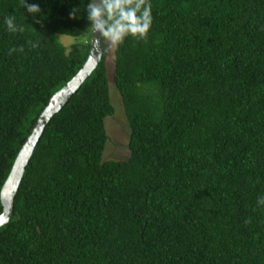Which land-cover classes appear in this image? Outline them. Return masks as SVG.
Returning <instances> with one entry per match:
<instances>
[{"label":"trees","instance_id":"trees-1","mask_svg":"<svg viewBox=\"0 0 264 264\" xmlns=\"http://www.w3.org/2000/svg\"><path fill=\"white\" fill-rule=\"evenodd\" d=\"M28 2L35 18L0 0V187L91 36L89 0ZM150 3L145 39H105L112 86L105 48L44 126L0 226V264H264V0ZM109 85L129 130L115 159Z\"/></svg>","mask_w":264,"mask_h":264},{"label":"clouds","instance_id":"clouds-1","mask_svg":"<svg viewBox=\"0 0 264 264\" xmlns=\"http://www.w3.org/2000/svg\"><path fill=\"white\" fill-rule=\"evenodd\" d=\"M21 4L34 18L41 11L38 4L29 3L28 0H21ZM151 7L150 0H89L86 13L93 31L99 32L113 46H118L129 35L139 39L146 38L152 25ZM76 13V9H73L70 17L75 18ZM5 23L10 32L24 31L22 25L17 26L14 16L5 17ZM29 43L32 48L39 46V42ZM17 51L23 52V45L11 48L9 55ZM258 204H264V197L258 198Z\"/></svg>","mask_w":264,"mask_h":264},{"label":"water","instance_id":"water-1","mask_svg":"<svg viewBox=\"0 0 264 264\" xmlns=\"http://www.w3.org/2000/svg\"><path fill=\"white\" fill-rule=\"evenodd\" d=\"M104 49L105 39H103L99 32H94L91 27L89 49L83 63L62 86L51 93L46 105L36 117L31 129L19 147L7 176L0 187V220L3 221L0 226L5 224L12 216V203L14 195L17 191L27 161L43 131L44 126L47 124L52 115L60 110L69 97L95 69L98 62L102 58Z\"/></svg>","mask_w":264,"mask_h":264},{"label":"rangeland","instance_id":"rangeland-1","mask_svg":"<svg viewBox=\"0 0 264 264\" xmlns=\"http://www.w3.org/2000/svg\"><path fill=\"white\" fill-rule=\"evenodd\" d=\"M58 39L64 45H68L69 41L73 39L72 36L58 35ZM105 48L107 49V74L109 78V84L112 86V75H113V63L111 49L112 46L105 40ZM109 85V98L110 102L114 105V112L105 117L104 126L107 134L105 142V157L107 158H122L126 156V139L127 133L129 132L127 122L123 113L122 104L120 97L117 95L116 90Z\"/></svg>","mask_w":264,"mask_h":264},{"label":"snow or ice","instance_id":"snow-or-ice-1","mask_svg":"<svg viewBox=\"0 0 264 264\" xmlns=\"http://www.w3.org/2000/svg\"><path fill=\"white\" fill-rule=\"evenodd\" d=\"M0 222H3L2 220H0Z\"/></svg>","mask_w":264,"mask_h":264}]
</instances>
